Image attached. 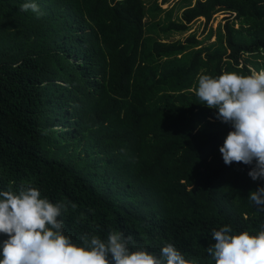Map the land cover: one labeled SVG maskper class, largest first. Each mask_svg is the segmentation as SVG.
I'll list each match as a JSON object with an SVG mask.
<instances>
[{"label":"trees","instance_id":"obj_1","mask_svg":"<svg viewBox=\"0 0 264 264\" xmlns=\"http://www.w3.org/2000/svg\"><path fill=\"white\" fill-rule=\"evenodd\" d=\"M25 2L0 0V191L31 185L63 202L73 243L115 230L157 257L172 243L196 264H215L213 230L264 227L248 198L264 187L248 175L255 162L224 163L232 128L193 91L201 70L264 68V0H198L162 27L228 13L207 46L151 37L144 20L164 11L152 0H33L39 17Z\"/></svg>","mask_w":264,"mask_h":264},{"label":"clouds","instance_id":"obj_2","mask_svg":"<svg viewBox=\"0 0 264 264\" xmlns=\"http://www.w3.org/2000/svg\"><path fill=\"white\" fill-rule=\"evenodd\" d=\"M43 15L33 0H26L20 11ZM193 91L202 104L216 110V119L232 128L219 151L226 165L233 162L253 165L248 175L264 180V68L250 75L224 71L213 77H196ZM249 200L264 208V187L251 191ZM76 207L75 204L72 205ZM63 202L41 198L38 188L21 186L18 191H0V264H196L186 259L172 243H166L160 256L137 247L131 235L110 231L107 239L85 233L82 244L64 235ZM215 241L206 252L215 264H264V227L257 234H239L225 225L213 230Z\"/></svg>","mask_w":264,"mask_h":264},{"label":"rangeland","instance_id":"obj_3","mask_svg":"<svg viewBox=\"0 0 264 264\" xmlns=\"http://www.w3.org/2000/svg\"><path fill=\"white\" fill-rule=\"evenodd\" d=\"M197 1L198 0H172L164 2V0H152V2L149 3V7H153L155 2L159 4L164 11L156 18L149 15L146 20H144L147 23L149 35L156 38V40H160L163 43L170 45L176 42H184L191 34H195L198 40H204L203 46L214 43L217 40L218 29H222L228 13L221 11L214 16L213 20L209 24H206L204 18L195 20L193 23L188 25L190 28L184 32L167 33L162 30L164 24L168 22L170 15L173 21L180 23L184 22V11L190 4L194 6ZM157 24L161 26H158Z\"/></svg>","mask_w":264,"mask_h":264}]
</instances>
